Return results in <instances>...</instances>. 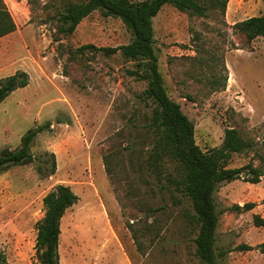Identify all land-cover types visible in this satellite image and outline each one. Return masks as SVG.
I'll list each match as a JSON object with an SVG mask.
<instances>
[{
  "label": "rangeland",
  "instance_id": "1",
  "mask_svg": "<svg viewBox=\"0 0 264 264\" xmlns=\"http://www.w3.org/2000/svg\"><path fill=\"white\" fill-rule=\"evenodd\" d=\"M197 1L205 16L166 4L154 18L168 94L195 122L204 150L220 146L228 127L264 146V37L249 43L234 27L264 15V0H228L225 11L211 0ZM5 2L17 28L0 38V79L24 70L30 83L0 105V153L18 149L26 133L38 131L31 142L33 162L0 173V249L8 260L38 261L44 197L66 184L79 198L61 221V264H201L191 200L146 164L154 103L145 96L149 81L129 72L144 68L121 51L72 52L84 44H128L131 30L96 10L60 43L54 40L56 2ZM249 162L264 172L254 151L234 154L229 167ZM173 171L166 164L165 174ZM244 176L250 177L249 170ZM215 198L217 246L226 251L220 263L264 264L257 248H238L264 241V226L253 220L254 214L264 217V175L260 183L224 182ZM248 201L260 205L244 213L231 208Z\"/></svg>",
  "mask_w": 264,
  "mask_h": 264
},
{
  "label": "trees",
  "instance_id": "2",
  "mask_svg": "<svg viewBox=\"0 0 264 264\" xmlns=\"http://www.w3.org/2000/svg\"><path fill=\"white\" fill-rule=\"evenodd\" d=\"M56 2L55 17L57 31L54 40L61 43L62 36L76 30L78 25L90 14L100 10L106 16L120 18L131 30V42L118 47H96L84 44L73 49L74 54L84 53L88 49L102 51L111 55L121 51L128 60L136 61L143 71H129L140 78L147 79L148 88L145 96L154 103L152 114L153 144L146 164L159 179L164 177L175 189L180 190L191 200L197 227L195 254L201 264H221L220 259L226 251L217 246V229L220 213L215 192L224 182L242 179L251 183H260L264 172L252 162L242 167H229L230 160L236 153L254 151L264 163V146L246 138L237 127L225 130L223 143L220 146L204 150L196 139L195 122L183 111L181 104L170 97L159 66V54L156 49L154 18L166 4H171L180 11L192 15L205 16L206 9L197 0H53ZM228 0H211L213 8L227 9ZM236 30L245 34L251 43L256 38L264 37V15L252 16L234 24ZM17 28V23L5 0H0V38ZM29 74L19 70L0 79V105L15 90L28 86ZM36 128L31 129L22 138L18 149L5 148L0 153V173L11 166L32 163L31 142L37 136ZM166 164H172L174 171L165 174ZM249 170V178L244 172ZM78 195L71 186L58 184L45 197V214L37 223L36 252L38 261L35 264L60 263L61 221L66 211L78 201ZM254 201L243 205L235 204L231 208L239 213L256 207ZM254 224L264 226V217L254 214ZM136 236V234H134ZM137 237V236H136ZM242 250L257 248L264 256V241L256 246L241 244ZM0 264H11L6 253L0 249Z\"/></svg>",
  "mask_w": 264,
  "mask_h": 264
},
{
  "label": "crops",
  "instance_id": "3",
  "mask_svg": "<svg viewBox=\"0 0 264 264\" xmlns=\"http://www.w3.org/2000/svg\"><path fill=\"white\" fill-rule=\"evenodd\" d=\"M254 202H256V201H254ZM256 203H257V202H256ZM238 204H239V203H238ZM258 205H260V204L257 203L256 207H258ZM256 207H255V208H256ZM255 208H254V209H255ZM254 209H252V210H254ZM252 210H250V211H252ZM246 212H247V211H246ZM260 243H261V242H260ZM258 244H259V243H258ZM258 244H257V245H258ZM253 246H255V245H253ZM260 253H261V252H260ZM261 254H262V253H261ZM262 255H263V254H262Z\"/></svg>",
  "mask_w": 264,
  "mask_h": 264
}]
</instances>
